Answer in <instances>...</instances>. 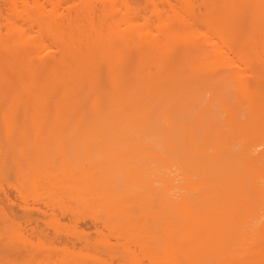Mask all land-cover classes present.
<instances>
[{
	"label": "bare ground",
	"instance_id": "bare-ground-1",
	"mask_svg": "<svg viewBox=\"0 0 264 264\" xmlns=\"http://www.w3.org/2000/svg\"><path fill=\"white\" fill-rule=\"evenodd\" d=\"M0 264H264V0H0Z\"/></svg>",
	"mask_w": 264,
	"mask_h": 264
}]
</instances>
